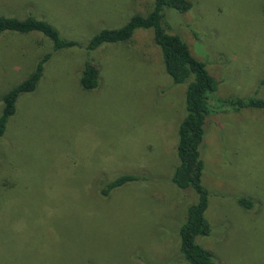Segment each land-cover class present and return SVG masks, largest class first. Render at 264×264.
<instances>
[{
    "label": "rangeland",
    "instance_id": "1",
    "mask_svg": "<svg viewBox=\"0 0 264 264\" xmlns=\"http://www.w3.org/2000/svg\"><path fill=\"white\" fill-rule=\"evenodd\" d=\"M190 1L186 14L166 9L165 26L221 82L202 147L212 232L196 241L216 264H264V111L225 103L264 99V0ZM154 5L0 0V16L34 14L85 46ZM152 36L138 30L96 51L100 85L89 92L80 87L86 50L55 52L37 92L20 99L0 139V264H189L179 230L198 196L172 183L189 82L174 84ZM49 52L37 35L0 38V115L3 96ZM126 173L146 181L100 194Z\"/></svg>",
    "mask_w": 264,
    "mask_h": 264
},
{
    "label": "trees",
    "instance_id": "2",
    "mask_svg": "<svg viewBox=\"0 0 264 264\" xmlns=\"http://www.w3.org/2000/svg\"><path fill=\"white\" fill-rule=\"evenodd\" d=\"M192 8L193 3L190 0H155L154 8L148 15H135L125 26L118 29H103L85 46L63 37L53 23L34 14L25 19L0 16V38L8 34L37 35L52 44V52L45 54L38 61L30 76L3 96L0 139L6 136L11 119L17 114L20 99L37 92L53 53L72 48L85 49L86 59L80 75V87L83 91H94L100 85V69L95 65L93 54L105 45L131 42L138 30H152L153 42L161 49L166 73L176 85L189 82L186 92V116L178 130L177 155L180 163L173 173L172 183L181 190H193L198 196V202L189 207L185 222L179 230L181 255L189 264H216L213 253L201 247L196 240L201 236H210L212 232L206 217L209 198L203 186L205 163L202 159V147L207 123L212 116L210 101L213 96L217 99L221 82L207 69V65L194 53L190 45L179 35L168 32L165 26L166 9L186 14ZM225 103L236 111H264V99H230ZM141 181L146 179L136 174H122L102 186L100 194L106 198L117 189ZM239 204L248 210L254 205L246 198H240Z\"/></svg>",
    "mask_w": 264,
    "mask_h": 264
}]
</instances>
